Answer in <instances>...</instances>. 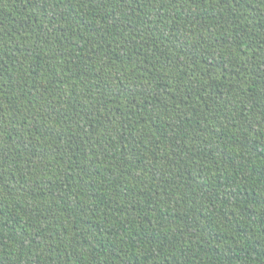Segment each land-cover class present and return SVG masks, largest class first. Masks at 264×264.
Listing matches in <instances>:
<instances>
[{"label":"trees","instance_id":"obj_1","mask_svg":"<svg viewBox=\"0 0 264 264\" xmlns=\"http://www.w3.org/2000/svg\"><path fill=\"white\" fill-rule=\"evenodd\" d=\"M0 264H264V0H0Z\"/></svg>","mask_w":264,"mask_h":264}]
</instances>
